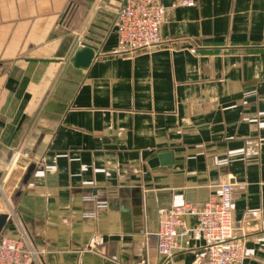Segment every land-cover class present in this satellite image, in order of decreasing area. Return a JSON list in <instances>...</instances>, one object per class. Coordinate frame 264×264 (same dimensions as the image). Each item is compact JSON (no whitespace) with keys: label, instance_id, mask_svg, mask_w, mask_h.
Here are the masks:
<instances>
[{"label":"crops","instance_id":"crops-1","mask_svg":"<svg viewBox=\"0 0 264 264\" xmlns=\"http://www.w3.org/2000/svg\"><path fill=\"white\" fill-rule=\"evenodd\" d=\"M123 2L0 0L1 236L25 229L33 264H206L205 240L167 259L155 233L230 182L244 264H264V0H162L161 44L133 52Z\"/></svg>","mask_w":264,"mask_h":264},{"label":"built area","instance_id":"built-area-1","mask_svg":"<svg viewBox=\"0 0 264 264\" xmlns=\"http://www.w3.org/2000/svg\"><path fill=\"white\" fill-rule=\"evenodd\" d=\"M183 2L187 6L195 3L194 0ZM165 21L162 0H124L117 11L120 49L133 52L159 46ZM232 187L230 182L221 184L202 206L190 202L170 206L155 233L158 253L171 259L177 251L188 249L192 242L205 240L206 264H244L246 244L237 235L233 222ZM84 199L94 202L97 208L108 206L106 200L96 195L87 194ZM189 216L196 219L194 225H189ZM83 217L96 219L98 212L85 211ZM38 257L39 252L25 229L20 228L14 236H0V264H33Z\"/></svg>","mask_w":264,"mask_h":264},{"label":"water","instance_id":"water-1","mask_svg":"<svg viewBox=\"0 0 264 264\" xmlns=\"http://www.w3.org/2000/svg\"><path fill=\"white\" fill-rule=\"evenodd\" d=\"M95 57V48L89 45H85L82 49L78 50L73 58V62L75 67L78 68H85L88 67L92 60ZM172 154L170 152L168 153H161L156 158L152 159L150 161V165L155 167L158 165H170L172 164ZM35 165L32 164L23 180L19 183V187L23 186V184L27 183L30 179L31 173L34 170ZM9 215L8 214H0V236L2 234V231L4 227L6 226V223L8 221Z\"/></svg>","mask_w":264,"mask_h":264}]
</instances>
